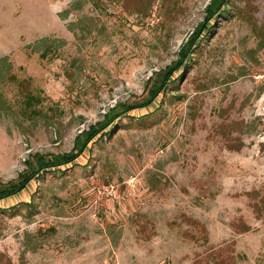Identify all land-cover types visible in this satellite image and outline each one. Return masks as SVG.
Returning <instances> with one entry per match:
<instances>
[{
  "label": "rangeland",
  "instance_id": "rangeland-1",
  "mask_svg": "<svg viewBox=\"0 0 264 264\" xmlns=\"http://www.w3.org/2000/svg\"><path fill=\"white\" fill-rule=\"evenodd\" d=\"M211 1L0 0V184L140 104L0 198V264H264V0Z\"/></svg>",
  "mask_w": 264,
  "mask_h": 264
},
{
  "label": "trees",
  "instance_id": "trees-1",
  "mask_svg": "<svg viewBox=\"0 0 264 264\" xmlns=\"http://www.w3.org/2000/svg\"><path fill=\"white\" fill-rule=\"evenodd\" d=\"M228 1L229 0H212L209 3L208 14L205 17L207 22L209 20L208 18L216 20L215 18L217 16L226 14V12L229 10L227 8ZM210 28L211 25H205L204 21L198 25L195 32L190 35L189 40L185 44L186 46L181 49L179 59L173 66L168 68V71H170L172 68H183L186 65V62L191 58V55L188 54L191 52H196V49L200 45V39L206 36V30H209ZM179 77H181V75H179ZM12 78H15V76L13 73H10V63L7 61V55H2L0 56V81L8 79L10 80ZM177 79V77H170L169 72L159 75V77L154 81L153 86L150 88V94L147 97V101L149 102L153 96H156L157 93L164 88L166 80L174 85L176 84ZM22 95L21 107L19 109L20 113L29 117L39 114L36 104H40L42 97L38 93L33 92H24ZM0 96H2L1 91ZM1 102L2 101L0 100V110L2 109ZM136 105L140 104L132 105L122 103L120 106L114 108L111 113H107L105 115V118L102 121L91 125L89 130L77 135L74 140V145L69 151L53 154L37 152L32 155L26 162V169L20 172L15 180L0 184V198L18 192L23 187H25L31 177L35 175L41 176L43 172L50 169L60 170V165L75 161L85 146H87V144L92 141V139L95 138V136L98 135L100 131L108 134L110 131V124L112 125L113 122L116 125V122L120 120L118 115H120L122 112L130 110ZM98 136L101 138L102 134Z\"/></svg>",
  "mask_w": 264,
  "mask_h": 264
},
{
  "label": "built area",
  "instance_id": "built-area-1",
  "mask_svg": "<svg viewBox=\"0 0 264 264\" xmlns=\"http://www.w3.org/2000/svg\"><path fill=\"white\" fill-rule=\"evenodd\" d=\"M106 190L108 191V193H113V194H115V191H116L113 184L111 183L106 186Z\"/></svg>",
  "mask_w": 264,
  "mask_h": 264
}]
</instances>
